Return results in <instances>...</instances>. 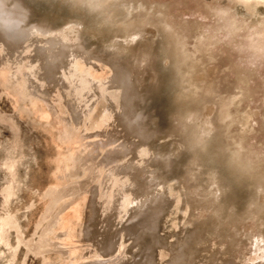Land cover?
Masks as SVG:
<instances>
[{
    "label": "rangeland",
    "instance_id": "374dc122",
    "mask_svg": "<svg viewBox=\"0 0 264 264\" xmlns=\"http://www.w3.org/2000/svg\"><path fill=\"white\" fill-rule=\"evenodd\" d=\"M22 2L0 264H264V0Z\"/></svg>",
    "mask_w": 264,
    "mask_h": 264
},
{
    "label": "bare ground",
    "instance_id": "6f19581e",
    "mask_svg": "<svg viewBox=\"0 0 264 264\" xmlns=\"http://www.w3.org/2000/svg\"><path fill=\"white\" fill-rule=\"evenodd\" d=\"M12 1H13L12 5L9 8H6V7H8L7 4H6V0H0V35L3 37L2 40L6 42L5 45L7 47H11V46L12 47H17L18 45H20L21 43L26 41L28 39V37H29L26 33L24 34L21 30H19L18 27H19V25L25 23V21H26L25 18L27 19L26 15H27V13H30V10L27 9V7L23 4L22 0H12ZM2 2H3V4H2ZM4 7H5V9H4ZM21 29H22V27H21ZM28 33H29V31H28ZM51 48L52 47H50V49H48V50L51 51ZM56 51H57V49H56ZM41 53H43V52H41ZM53 62L55 63V61H53ZM51 68H52L51 67V63L46 65V69H48V71H50ZM53 80H54V78H53ZM40 106H42V105H40ZM44 117H48L47 114H45ZM79 209H74L71 214H68L65 218L60 220L62 226L66 230H68V232H70L71 224L74 223V221L77 220L79 218V216H81L80 212H79ZM72 226H73V224H72Z\"/></svg>",
    "mask_w": 264,
    "mask_h": 264
}]
</instances>
